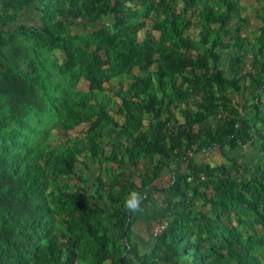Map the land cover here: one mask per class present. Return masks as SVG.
Instances as JSON below:
<instances>
[{"label": "trees", "instance_id": "trees-1", "mask_svg": "<svg viewBox=\"0 0 264 264\" xmlns=\"http://www.w3.org/2000/svg\"><path fill=\"white\" fill-rule=\"evenodd\" d=\"M31 5L37 22H22ZM195 10V0H0V99L8 108L0 111V264H259L253 250L264 244V236L228 228L219 209H232L237 223L264 230V162H238L251 147L264 153L259 93L264 81L253 72L264 58V25L251 39L230 36L229 20L240 7L235 0H221L217 7L197 10L201 29L194 40L186 30ZM108 17L111 28L100 24ZM223 36L232 43L224 44ZM244 43L252 54L247 72L240 53ZM229 47L230 62L236 58L240 65L226 73L219 63ZM54 50L64 55L62 63L50 59ZM156 54L160 64L150 71ZM123 74L127 89L112 101L101 93L103 83ZM79 77L88 82L85 92L71 93L62 83ZM245 91L249 102L234 101ZM108 104L115 106L120 123ZM184 104L180 122L173 108ZM210 118L222 124L213 129ZM80 125L86 126L84 134L73 135ZM112 125L123 154L110 159L134 168L144 161L139 174L119 172L121 179L108 184L97 178L107 185L109 226L123 239L119 251L89 199L48 191L51 177L73 173L79 155L100 163L97 137ZM50 126L61 132L56 145L48 138ZM213 150L224 160L201 166L196 155ZM180 160L183 168H170ZM165 170L172 180L158 187ZM208 184L211 214L205 215L190 201ZM141 189L145 200L150 190L161 191L165 200L159 218L167 224L152 237L148 253L131 244V212L123 206L130 192ZM73 205L88 213L70 226L62 213ZM85 237L90 253L79 249Z\"/></svg>", "mask_w": 264, "mask_h": 264}, {"label": "rangeland", "instance_id": "rangeland-1", "mask_svg": "<svg viewBox=\"0 0 264 264\" xmlns=\"http://www.w3.org/2000/svg\"><path fill=\"white\" fill-rule=\"evenodd\" d=\"M240 7V12L233 13L230 20H229V31L230 36H234L235 34H240L244 37H247L249 39L254 38L257 36L260 32V28L264 25V4L259 2L258 0H235ZM221 3V0H195V14H191V27L186 30V33L190 35L194 40H197L198 38V31H200V18L197 15V10L200 9H211L213 7H217ZM33 5L30 6V9L25 12L22 22H30V23H36L38 13L33 11ZM113 22V19L111 17H108L100 22V24H103L107 28H111V24ZM79 27L82 25L83 20L78 19ZM150 26V21L146 20V27ZM81 28V27H80ZM144 30L142 29L138 33V39L141 40L144 37ZM152 33L154 34L155 38H158L157 31L153 30ZM226 37L223 36L224 44L232 43L231 39H228L226 42ZM243 46L240 53L241 56L244 58V61L247 62L250 59L252 60V54L250 53L249 46L246 45ZM232 48V47H231ZM232 49L226 48V50L222 51V58L220 60L219 66L222 69H225L226 73L229 72V67L238 68L240 65V61L236 58H233L230 62L229 55L231 54ZM244 53L245 56H244ZM229 54V55H227ZM50 59L53 61H56L58 63H62L64 60V55L61 51L54 50L50 54ZM160 64V61L158 59V54L155 55V59L151 62V64L148 66V70L153 71L155 68L158 67ZM259 65H255L253 68V72L256 75H259L258 70ZM133 72L137 73L138 68L137 66H134ZM127 82H128V76L126 74L120 75V76H114L109 78L103 83V89L102 94L108 96L111 98V100H117L119 101L118 94L123 93L127 89ZM179 82V79L177 80ZM244 82H247L244 80ZM62 83L69 88L71 93H74L76 91L78 92H85L88 89V82L84 80L83 78L79 77L75 82L70 84V81L64 79ZM192 99H197L196 96H194ZM240 101L243 99L249 102V96L248 92H243V95L241 98H239ZM236 99V100H239ZM180 106L178 108H173L176 113V117L180 122H182V115L180 111L185 108V104ZM107 107L109 108V112L116 118L117 122H121L122 119L120 116L115 114V106L112 104H108ZM8 108L3 102V100L0 99V111L8 113ZM248 112V111H247ZM245 112V113H247ZM221 122V120L219 121ZM86 129L85 125H80L77 128H75L71 133L76 136H82L84 134V131ZM117 128L116 126H108L103 129V133L101 136L97 137V141L101 147V156H100V163L92 164L90 162V158L86 159L85 156L82 154L78 157V162L76 163V167L73 171V173L67 175V176H56L50 178V185L48 187V191H50L53 194H65V193H76L79 197L87 198L91 202V207L93 211H95L101 221L102 224H105V226H108V233L109 237L114 240V244L112 248L117 251H119L117 246L119 243L123 240L120 239L121 236H119V231L109 226V215L112 212L111 208L112 205L109 202L108 198L106 197V186H100L97 178H100L104 184H108L109 182L115 180V178H118V180L121 179L119 172H124L127 174L129 171L134 170L136 174H139L144 169V161L142 159H139L137 162V167L134 168L131 166L129 162H125V164L121 167L118 165L117 162L112 161L110 158L112 155L115 154H123V150L121 148L122 141L117 136ZM49 141L52 142V144L56 145L59 141L62 140L61 132L59 129H56L53 126L49 127ZM122 142V143H121ZM121 144V145H120ZM248 152V151H246ZM257 154V152H255ZM89 156V152H88ZM260 159H251V162H259V160L264 162V156L259 157ZM196 160L199 161L202 166L203 163H220L224 160V158L219 154L218 151H205L198 153L196 155ZM83 162H88V167H84ZM240 164L244 163H250V161H245L244 157L240 158L238 161ZM184 163V162H183ZM182 164V163H180ZM251 164V163H250ZM184 165V164H183ZM264 167V165H262ZM246 167H250L249 165H246ZM169 173H165L162 177L165 179ZM246 176V174L244 175ZM231 177L235 179H239L240 176L232 172ZM134 180L139 184L138 178L134 175ZM159 181V180H158ZM157 181V185H158ZM136 192L140 193L143 197L146 194L145 189L141 190H135ZM200 192L198 195L193 196L191 199V206L193 209L200 211L201 213H204L205 215L211 214V208L208 201V197L212 194V189L210 185H206L204 187L200 188ZM152 198L156 199V202L162 201V193L161 191L154 190L153 191ZM220 211L223 212V216L225 220H229L230 225H227L228 228L231 226L236 227L239 229V231L243 234V236H246L247 234H255V235H262L264 236V230L261 226L257 224H253L251 227L248 226L245 223H237L236 220V213L232 209H224ZM239 212H244V209L239 208ZM87 210L80 208L78 206H70L67 208L65 212L62 213L63 217L66 219V223L70 226H72L77 218H80L81 215L87 214ZM199 225H203V223H199ZM202 228V227H201ZM194 232L197 231L198 226L196 224L192 227ZM101 231V230H100ZM102 232V231H101ZM203 236H206V233H203ZM80 250H83L86 253H90L92 251V248L90 245H88V239L85 237L83 239V244L79 247ZM254 254L257 256L259 264H264V244H256L254 250ZM169 264V263H165Z\"/></svg>", "mask_w": 264, "mask_h": 264}, {"label": "crops", "instance_id": "crops-1", "mask_svg": "<svg viewBox=\"0 0 264 264\" xmlns=\"http://www.w3.org/2000/svg\"><path fill=\"white\" fill-rule=\"evenodd\" d=\"M258 70L261 73L262 79L264 81V58L262 59V64L258 67ZM259 93L261 94L263 100L261 110L264 113V87L259 89ZM237 101H239L243 105L246 104L244 99L242 101H240V99ZM219 121L220 120H218L217 118H210L209 121L207 122V125H210L213 129H217L222 124V121L221 122ZM247 151L248 152H246L244 155V160L250 161V163H257L255 161L251 162L252 161L251 159H260L259 157L264 156V153L259 152L254 147L249 148ZM255 152H257V154ZM183 164H184L183 161L180 160L177 161L176 167L174 164H172L170 168L173 170L174 169L179 170L183 168L184 166ZM165 173H168V171L165 170L163 174ZM150 191H151V193L149 192L151 194L150 198L145 200V195L142 197L141 211L131 212V217H130V223H131L130 241L131 244L137 247L140 253H148L152 249L153 238L149 233V223L151 220L155 218H159L162 215L161 206L158 204V201L156 202V199L152 198L153 196L152 193L154 190H150ZM161 199L164 200L163 195Z\"/></svg>", "mask_w": 264, "mask_h": 264}, {"label": "built area", "instance_id": "built-area-1", "mask_svg": "<svg viewBox=\"0 0 264 264\" xmlns=\"http://www.w3.org/2000/svg\"><path fill=\"white\" fill-rule=\"evenodd\" d=\"M251 69V63H250V60L247 61L245 63V66H244V71L243 72H247V71H250ZM248 146V143L243 145L242 146V150L244 151ZM189 155H191V152L188 153ZM164 177H161L159 178L158 180V187H164L166 186L169 182H171L172 180V175L169 173V175L163 179ZM159 205L160 206H165V202H162V201H159ZM167 224V220L166 218L162 217V218H159V219H153L150 221L149 223V233L152 237H156L158 236L162 230L164 229V227L166 226Z\"/></svg>", "mask_w": 264, "mask_h": 264}, {"label": "clouds", "instance_id": "clouds-1", "mask_svg": "<svg viewBox=\"0 0 264 264\" xmlns=\"http://www.w3.org/2000/svg\"><path fill=\"white\" fill-rule=\"evenodd\" d=\"M142 196L136 191H132L124 200V208L129 212L141 211Z\"/></svg>", "mask_w": 264, "mask_h": 264}]
</instances>
